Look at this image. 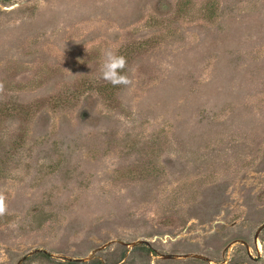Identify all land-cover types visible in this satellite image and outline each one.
I'll list each match as a JSON object with an SVG mask.
<instances>
[{
  "label": "rangeland",
  "instance_id": "374dc122",
  "mask_svg": "<svg viewBox=\"0 0 264 264\" xmlns=\"http://www.w3.org/2000/svg\"><path fill=\"white\" fill-rule=\"evenodd\" d=\"M0 264H264V0H0Z\"/></svg>",
  "mask_w": 264,
  "mask_h": 264
},
{
  "label": "clouds",
  "instance_id": "9594fccd",
  "mask_svg": "<svg viewBox=\"0 0 264 264\" xmlns=\"http://www.w3.org/2000/svg\"><path fill=\"white\" fill-rule=\"evenodd\" d=\"M126 60L123 56L115 54L111 50H105L100 65V78L113 86H128L132 82L124 74Z\"/></svg>",
  "mask_w": 264,
  "mask_h": 264
}]
</instances>
